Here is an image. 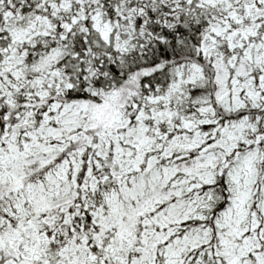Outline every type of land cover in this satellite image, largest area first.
<instances>
[{"label": "snow or ice", "instance_id": "snow-or-ice-1", "mask_svg": "<svg viewBox=\"0 0 264 264\" xmlns=\"http://www.w3.org/2000/svg\"><path fill=\"white\" fill-rule=\"evenodd\" d=\"M0 264H264V0H0Z\"/></svg>", "mask_w": 264, "mask_h": 264}]
</instances>
